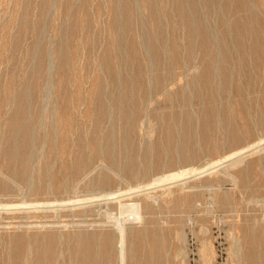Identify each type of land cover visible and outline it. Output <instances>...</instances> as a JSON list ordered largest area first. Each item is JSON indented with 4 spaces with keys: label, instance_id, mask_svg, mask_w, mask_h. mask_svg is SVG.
<instances>
[{
    "label": "rangeland",
    "instance_id": "374dc122",
    "mask_svg": "<svg viewBox=\"0 0 264 264\" xmlns=\"http://www.w3.org/2000/svg\"><path fill=\"white\" fill-rule=\"evenodd\" d=\"M262 112L264 0H0V263L264 264Z\"/></svg>",
    "mask_w": 264,
    "mask_h": 264
},
{
    "label": "bare ground",
    "instance_id": "6f19581e",
    "mask_svg": "<svg viewBox=\"0 0 264 264\" xmlns=\"http://www.w3.org/2000/svg\"><path fill=\"white\" fill-rule=\"evenodd\" d=\"M162 3V2H161ZM251 14V13H250ZM252 16V15H251ZM244 18V17H243ZM239 20H240V18H239ZM244 20V19H243ZM242 20V21H243ZM241 21V22H242ZM233 22V21H232ZM231 22V23H232ZM244 22V21H243ZM236 23V22H235ZM237 23H239V22H237ZM246 23V22H245ZM230 25V24H229ZM233 25V24H232ZM246 25H247V23H246ZM240 26H241V24H240ZM245 26V25H244ZM243 26V27H244ZM238 27V26H237ZM242 27V29H244ZM238 29V28H237ZM241 29V28H240ZM241 29V30H242ZM246 29V28H245ZM245 31V30H244ZM244 31L242 30V32L244 33ZM245 32H247V31H245ZM250 34V32H248V35ZM243 37V36H242ZM261 38V37H260ZM257 45V44H256ZM254 52V51H253ZM252 54V53H251ZM208 62V61H207ZM44 67V66H43ZM220 72V71H219ZM228 74V73H227ZM231 76V75H230ZM155 83V82H154ZM225 83V82H224ZM230 84V83H229ZM250 86V85H249ZM152 87V86H151ZM189 87V86H188ZM153 90V89H152ZM250 90V89H249ZM238 95V94H237ZM240 100V99H239ZM136 101V100H135ZM199 104V103H198ZM227 105V104H226ZM156 109V108H155ZM154 110V109H153ZM255 110V109H254ZM14 111V110H13ZM245 111V110H244ZM261 111V110H260ZM262 113H264V112H262ZM154 114V113H153ZM227 114V113H226ZM230 116V115H229ZM201 118V117H200ZM36 119V118H35ZM259 119V118H258ZM261 121V120H260ZM11 122V121H10ZM26 122V121H25ZM19 125V124H18ZM23 125V124H22ZM35 127V126H34ZM158 127V126H157ZM194 127V126H193ZM16 128V127H15ZM140 129V128H139ZM246 136V135H245ZM142 137V136H141ZM32 138V137H31ZM226 139V138H225ZM19 141V140H18ZM140 144V143H139ZM221 144V143H220ZM3 146V145H2ZM146 148V147H145ZM8 149V148H7ZM7 151V150H6ZM245 151V150H244ZM12 152V151H11ZM178 152V151H177ZM6 154V153H5ZM12 157L14 158V156H13V152H12ZM180 157V156H179ZM231 157V156H230ZM53 159V158H52ZM229 159V158H228ZM184 162V161H183ZM124 163V162H123ZM129 163V162H128ZM30 169V168H29ZM147 171V170H146ZM147 174V173H146ZM168 174V173H167ZM182 175V174H181ZM50 176V175H49ZM170 177V176H169ZM27 188V187H26ZM148 188H149V186H148ZM205 188V187H204ZM47 191V190H46ZM72 192V191H71ZM132 192V191H131ZM80 194V193H79ZM115 194V193H114ZM125 194V193H124ZM26 195V194H25ZM116 195V194H115ZM114 195V196H115ZM175 195V194H174ZM240 195V194H239ZM108 196V195H107ZM110 196H112V195H110ZM113 196V197H114ZM94 197V196H93ZM117 198H119V197H117ZM120 198H122V197H120ZM94 200V199H93ZM115 200H116V198H115ZM215 200V199H214ZM112 201V200H111ZM51 202V201H50ZM155 202V201H154ZM128 203V205H124L125 207H127V209H128V211H131V212H135V204H138V203H136V202H134L135 204H129V202H127ZM124 204V203H123ZM37 206H38V204H36ZM120 205V204H119ZM9 206V205H8ZM123 206V205H122ZM7 207V206H6ZM118 207H120V206H118ZM241 207V206H240ZM4 208V207H3ZM121 208V207H120ZM2 209V208H1ZM251 212V211H250ZM112 213V212H111ZM120 213H121V209H120ZM45 215V214H44ZM140 215V214H139ZM119 216V215H118ZM135 217H138V216H135ZM130 219H132V218H130ZM115 220V219H114ZM132 220H135V218L134 219H132ZM117 222V221H116ZM115 222V223H116ZM124 222H125V220H124ZM133 222V221H132ZM119 223V222H118ZM135 223V222H134ZM138 223V222H137ZM140 223V222H139ZM249 223V222H248ZM122 224V223H121ZM63 225V224H62ZM114 225V224H113ZM116 225H118V224H116ZM124 225V224H123ZM119 226V225H118ZM118 226H116V227H118ZM119 227H121L120 229H122V226H119ZM121 231V230H120ZM262 231V230H261ZM120 233V232H119ZM122 234V233H121ZM2 235V234H1ZM244 235V234H243ZM87 236V235H86ZM105 236H107V235H105ZM121 236V235H120ZM143 236H145V235H143ZM240 237V236H239ZM118 238V240H119V236L117 237ZM136 238V237H135ZM9 239V238H8ZM121 239V238H120ZM123 239H124V232H123ZM142 239V238H141ZM242 239V238H241ZM2 240V239H1ZM136 240V239H135ZM8 241V240H7ZM128 241H129V238H128ZM139 241V240H138ZM122 242V241H121ZM153 242V241H152ZM7 243V242H6ZM74 244V243H73ZM108 244V243H107ZM119 244H120V241H119ZM124 244V243H123ZM125 244H126V242H125ZM133 244V243H132ZM4 245V244H3ZM8 245V244H7ZM80 245V244H79ZM99 245V244H98ZM131 245V244H130ZM136 245V244H135ZM83 246V245H82ZM122 246H124V245H122ZM11 247V246H10ZM9 247V248H10ZM120 247V246H119ZM138 247V246H137ZM238 247V246H237ZM7 249H8V246H7ZM74 249V248H73ZM239 249H240V247H239ZM83 250V249H82ZM85 250V249H84ZM83 250V251H84ZM87 250V249H86ZM106 250H108V249H105V251ZM154 250V249H153ZM9 251V250H8ZM126 251V250H125ZM120 252V251H119ZM118 252V253H119ZM130 253V252H129ZM154 253V252H153ZM236 253V252H235ZM241 253V252H240ZM245 253V252H244ZM126 254V253H125ZM120 256H118V257H120V259L122 258L121 257V255H122V253L120 252V254H119ZM124 255V254H123ZM122 255V256H123ZM130 255V254H129ZM137 255V254H136ZM141 255V254H140ZM5 256V255H4ZM253 256V255H252ZM6 257H7V255H6ZM128 257V256H127ZM144 257V256H143ZM2 258V257H1ZM62 258V257H61ZM69 258V257H68ZM153 258H155V257H153ZM262 258H264V257H262ZM4 259V258H3ZM59 259H60V257H59ZM78 259V258H77ZM87 259H89V258H87ZM124 259V258H123ZM151 259V258H150ZM9 260V259H8ZM85 260V259H84ZM90 260V259H89ZM122 260V259H121ZM149 260V259H148ZM259 260V259H258ZM262 260H264V259H262ZM65 261V260H64ZM75 261V260H74ZM73 261V262H74ZM87 261V260H86ZM86 261H82V263L83 264H85L86 263ZM106 261H108V260H106ZM150 261V260H149ZM148 261V262H149ZM152 261V260H151ZM5 262V261H4ZM70 262V261H69ZM112 262V261H111ZM155 262V261H154ZM23 263V262H22ZM67 263H68V261H67ZM100 263V262H99ZM157 263V262H156ZM0 264H2V262L0 263ZM69 264H71V262L69 263ZM79 264V263H78ZM92 264H93V262H92ZM119 264V263H118ZM141 264V263H140ZM154 264V263H153Z\"/></svg>",
    "mask_w": 264,
    "mask_h": 264
}]
</instances>
